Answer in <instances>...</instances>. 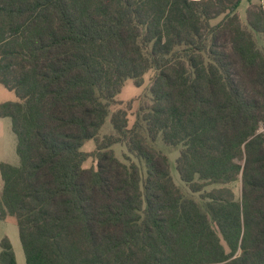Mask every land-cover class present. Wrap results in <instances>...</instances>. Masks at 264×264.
Returning a JSON list of instances; mask_svg holds the SVG:
<instances>
[{
  "label": "trees",
  "instance_id": "trees-1",
  "mask_svg": "<svg viewBox=\"0 0 264 264\" xmlns=\"http://www.w3.org/2000/svg\"><path fill=\"white\" fill-rule=\"evenodd\" d=\"M242 1L0 0V84L16 98L0 117L19 159L0 163V220L25 264H264V17L241 18ZM149 71L131 127L130 102L98 139Z\"/></svg>",
  "mask_w": 264,
  "mask_h": 264
},
{
  "label": "rangeland",
  "instance_id": "rangeland-1",
  "mask_svg": "<svg viewBox=\"0 0 264 264\" xmlns=\"http://www.w3.org/2000/svg\"><path fill=\"white\" fill-rule=\"evenodd\" d=\"M260 1L258 0H251L250 3L246 1H242L239 5L238 12L241 18L245 17V10L247 7H254L259 4ZM221 19H216L213 23H217ZM154 75L153 71L147 72L143 76V85L141 87H136L132 80H126L123 87L121 88L120 92L116 96V104L113 105L110 109V114L105 119L103 126L101 127L98 135V139H102L104 136L114 134V130L112 128L110 118L111 115L118 109H125L126 105L130 103V109L127 111L128 115V127H131L134 118L135 112L138 107L139 100L137 97L142 98L143 96L148 95L149 87L151 84V78ZM15 95L12 91L6 90L0 84V103L7 102V101H15ZM259 132L264 134V126L260 127ZM157 145L160 147V150L168 157V162L170 166V173L171 176L176 183V185H181L179 176L175 169V159L178 156L177 150L174 148L165 146L161 140L157 141ZM157 146V147H158ZM158 147V149H159ZM96 149V144L94 140L85 141L80 148V150L84 153H92ZM115 156L123 161V155L127 154L126 148L122 144H116L112 147ZM130 156V155H129ZM130 158L137 162V159L133 156ZM0 163L9 164L12 166H17L19 164L18 156L15 152V137L11 131V121L9 118H2L0 117ZM95 159L93 157L87 158L83 164V168H95ZM143 166V165H142ZM145 169L143 168V172ZM3 182L0 176V192L2 191ZM234 192L235 194H239V185L234 184ZM8 239L10 244L13 247V251L17 257V260L20 264L24 263V254L23 250L19 241L18 231L14 220H0V242L2 239ZM1 251V247H0Z\"/></svg>",
  "mask_w": 264,
  "mask_h": 264
},
{
  "label": "built area",
  "instance_id": "built-area-1",
  "mask_svg": "<svg viewBox=\"0 0 264 264\" xmlns=\"http://www.w3.org/2000/svg\"><path fill=\"white\" fill-rule=\"evenodd\" d=\"M260 10H261V13H262V15H263V17H264V0H260Z\"/></svg>",
  "mask_w": 264,
  "mask_h": 264
},
{
  "label": "crops",
  "instance_id": "crops-1",
  "mask_svg": "<svg viewBox=\"0 0 264 264\" xmlns=\"http://www.w3.org/2000/svg\"><path fill=\"white\" fill-rule=\"evenodd\" d=\"M11 247H12V245H11ZM12 250H13V247H12ZM13 253H14V251H13ZM23 254H24V253H23ZM14 256H15L16 263H17V264H20L19 261L17 260V257H16V255H15V253H14ZM24 258H25V256H24ZM23 264H25V259H24V263H23Z\"/></svg>",
  "mask_w": 264,
  "mask_h": 264
}]
</instances>
